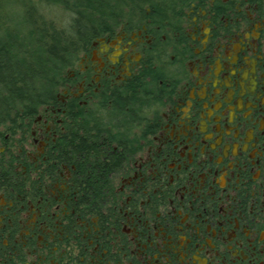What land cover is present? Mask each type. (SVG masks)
Instances as JSON below:
<instances>
[{"label": "flooded vegetation", "instance_id": "1", "mask_svg": "<svg viewBox=\"0 0 264 264\" xmlns=\"http://www.w3.org/2000/svg\"><path fill=\"white\" fill-rule=\"evenodd\" d=\"M140 1L0 141V264H264V0Z\"/></svg>", "mask_w": 264, "mask_h": 264}, {"label": "trees", "instance_id": "2", "mask_svg": "<svg viewBox=\"0 0 264 264\" xmlns=\"http://www.w3.org/2000/svg\"><path fill=\"white\" fill-rule=\"evenodd\" d=\"M110 1L0 0L1 142L14 141L18 133L24 138L27 125L45 105L56 102L67 69L84 38L100 27ZM41 6L62 8L66 22Z\"/></svg>", "mask_w": 264, "mask_h": 264}, {"label": "rangeland", "instance_id": "3", "mask_svg": "<svg viewBox=\"0 0 264 264\" xmlns=\"http://www.w3.org/2000/svg\"><path fill=\"white\" fill-rule=\"evenodd\" d=\"M27 2H33V1H39V0H26ZM57 8V9H56ZM40 9H44L49 15H51L53 18H57L59 20H62L61 22H66V11L62 10V8H59L58 6L54 8L48 7V6H41Z\"/></svg>", "mask_w": 264, "mask_h": 264}]
</instances>
